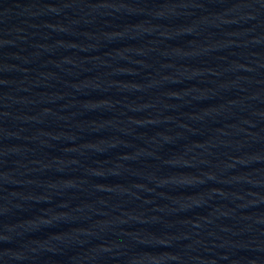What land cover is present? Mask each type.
<instances>
[{
  "label": "water",
  "instance_id": "95a60500",
  "mask_svg": "<svg viewBox=\"0 0 264 264\" xmlns=\"http://www.w3.org/2000/svg\"><path fill=\"white\" fill-rule=\"evenodd\" d=\"M182 0H0V264H202Z\"/></svg>",
  "mask_w": 264,
  "mask_h": 264
}]
</instances>
